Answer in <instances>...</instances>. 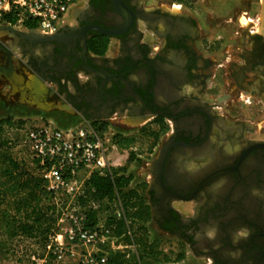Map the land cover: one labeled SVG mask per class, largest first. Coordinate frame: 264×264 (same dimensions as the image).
<instances>
[{"label":"flooded vegetation","instance_id":"1","mask_svg":"<svg viewBox=\"0 0 264 264\" xmlns=\"http://www.w3.org/2000/svg\"><path fill=\"white\" fill-rule=\"evenodd\" d=\"M203 1L83 0L52 40L0 29V91L24 106L31 80L52 119L152 128L166 149L144 190L157 229L196 264H264V0H238L260 28L229 31Z\"/></svg>","mask_w":264,"mask_h":264},{"label":"rangeland","instance_id":"2","mask_svg":"<svg viewBox=\"0 0 264 264\" xmlns=\"http://www.w3.org/2000/svg\"><path fill=\"white\" fill-rule=\"evenodd\" d=\"M199 6L205 13L204 18L209 22V27L223 31H229L231 29H243V24L247 25L250 23V19L245 18L247 15L242 13V11H245V7L243 4H240L238 0H204L203 2L199 3ZM237 15H240V22H237L236 20ZM254 15L259 16L261 20L257 22L254 18ZM254 15L252 16L249 14L251 17V22H253L250 23V25L260 28L263 21L262 12L260 14ZM6 87H2V90L0 91V117L10 116L14 121L12 125L5 127L9 128L7 132L9 136L17 138L12 146V153L17 159L25 160L27 164H29V151L27 147L20 141V136L25 130L34 125H40L43 123H50L54 126L64 129L65 127H72L81 122H89L82 119L73 122H71L69 119H59L53 123L47 114H44L40 111L41 107L46 108V106H43L37 102L35 103L34 101H24V99H22L20 100V103L27 102L29 106H34L36 109H38L24 112V107L12 106L14 102L10 96L14 94L16 88H12L14 91L9 92L5 90ZM3 98L8 103L6 104L7 106L3 105ZM57 107L64 109L59 105H57ZM89 124L94 127L98 134H108V137L111 138V141L115 146H117L113 140V136L115 134L134 136L136 142L131 146L132 149L120 148L117 146L119 152L115 156L118 158L116 160V166L111 167V171L113 169L123 168L126 174H130L132 176L130 187H133L136 190L144 193L146 181H148L151 177L149 171L151 161L156 156L159 144L158 138L152 137V128H148L147 126L131 128L126 125L119 124L116 121L113 123H96V125L89 122ZM166 129L167 128H160L158 130L156 129L157 131L155 132H157L159 136L162 135ZM131 152H134L135 155L131 161H128V157ZM53 200L59 207L60 213L58 214L55 223L57 230L53 233L47 234V242L49 241V237H53L58 234L65 238L67 236V229L69 227L71 216L74 217L78 213H81L79 212V205L76 203L77 209H72L74 205L69 197L56 196ZM178 204L179 203H176L175 205L178 206ZM91 208V211L95 212L96 220L95 225L89 228L101 229L107 227L105 224V211L103 210L102 206H100L98 203H93ZM87 210L89 209L87 208ZM87 212H85V214H87ZM81 214L86 218L84 213ZM146 226L147 230L143 232L144 238L148 242L154 241L158 250L162 251V255L158 256L159 261H154L150 258L151 264H184L181 261L182 259H186V257H188L187 262L193 260V256L188 250L186 244L178 237L169 236L166 233L161 232L159 229H157L153 220H150ZM132 231L133 229H129V232L132 233ZM129 232L127 233L129 238H125V235L121 237L111 235V237L108 238L106 242L98 243L94 245V247L75 242L73 249L76 252V255L73 257H64L61 264H80L79 259L81 255L88 251H90L95 257L102 258L104 260H106L109 252L117 251L129 255L131 252L136 251L134 237ZM64 238L59 236L58 240L66 243ZM38 254H43L44 260L41 261L32 258V256L35 257ZM49 254L52 255L51 251H49L46 246L41 248L39 243L36 242V239L26 238L23 236L9 237L6 231L3 228H0V264H46V260H50V257H48L50 256ZM181 255L183 256L182 258H180ZM47 264H52V261L50 260V263L47 262Z\"/></svg>","mask_w":264,"mask_h":264},{"label":"trees","instance_id":"3","mask_svg":"<svg viewBox=\"0 0 264 264\" xmlns=\"http://www.w3.org/2000/svg\"><path fill=\"white\" fill-rule=\"evenodd\" d=\"M27 28H33L32 22L25 21ZM10 116L0 117V228L9 237L23 236L36 239L41 248L47 244V234L57 230L55 223L60 213L54 202L55 194L46 188L44 179L35 174L33 168L23 159H17L12 146L17 140L8 135L6 126L13 124ZM96 125V123H93ZM114 142L120 148H129L136 139L133 135L115 134ZM131 152L128 161L134 158ZM132 176L124 169L110 172L92 171L84 182L83 193L75 198L79 212H87L84 224L95 225V212L90 203H98L105 211V224L111 235L129 238V229L136 243V251L126 255L122 252H109L105 264H151L150 258L159 261L154 241L148 242L143 235L146 224L152 219L151 207L144 193L130 187ZM87 208L89 210H87ZM119 212V215L117 214ZM52 261V255L49 254ZM183 256L181 255L180 258ZM44 258L43 254L35 256ZM48 259V258H47ZM50 260H46L50 263Z\"/></svg>","mask_w":264,"mask_h":264},{"label":"built area","instance_id":"4","mask_svg":"<svg viewBox=\"0 0 264 264\" xmlns=\"http://www.w3.org/2000/svg\"><path fill=\"white\" fill-rule=\"evenodd\" d=\"M83 0H0V26H20L41 32L55 33L69 11ZM25 21L35 26L27 28ZM20 141L29 151L28 163L41 176L46 188L56 196L69 197L76 210L75 198L83 193L84 182L92 171L110 172L116 166L119 152L108 134H98L89 122L61 129L50 123L34 125L23 132ZM128 149H132L129 147ZM89 206H93L90 203ZM119 215V212H117ZM85 216L78 213L70 219L67 236L49 237L46 248L53 255L52 264H61L66 256L76 255L75 242L94 247L111 237L110 228L90 229ZM61 236L66 243L58 240ZM33 259H36L32 256ZM38 260H44L38 259ZM80 264H105L90 251L81 255Z\"/></svg>","mask_w":264,"mask_h":264},{"label":"crops","instance_id":"5","mask_svg":"<svg viewBox=\"0 0 264 264\" xmlns=\"http://www.w3.org/2000/svg\"><path fill=\"white\" fill-rule=\"evenodd\" d=\"M111 46L113 47L114 46V43L112 42L111 43ZM12 73H15V74H12ZM11 74V76L10 77H12V80H14L15 82H18V83H21V84H23L24 83V81L22 80V78L16 73V72H12ZM26 86H28L26 89H28V90H26V94H25V98H23L24 99V101H30V100H32V96H35V95H37V102L39 103V104H43V103H40L41 101H43L42 99H43V96H42V92H40V91H38V84H37V82L36 83H33V81H32V83H31V80L29 81V82H27V84H26ZM22 99V98H21ZM40 101V102H39ZM22 105H24V106H22V107H24V112H28V111H30L31 109L29 108L30 106H29V104L27 103V102H22ZM53 106V105H52ZM54 107V106H53ZM62 107H64V108H66V109H68L69 107L68 106H66V105H62ZM50 107H47L46 106V108H44V107H41L40 108V110L41 111H43V112H45V111H47L48 109H49ZM57 108V107H56ZM50 120H52V122L54 123L57 119H52V118H50ZM56 125V124H55ZM65 128H67V127H65ZM188 259V257H186V261H188L187 260ZM187 264H196V262L195 261H193V260H191V261H189V262H187Z\"/></svg>","mask_w":264,"mask_h":264},{"label":"water","instance_id":"6","mask_svg":"<svg viewBox=\"0 0 264 264\" xmlns=\"http://www.w3.org/2000/svg\"><path fill=\"white\" fill-rule=\"evenodd\" d=\"M0 29H6V30L12 31V32H14V33L20 34V35L23 34V33H22L23 31L16 30V29H14V28L7 27V26H0ZM30 31L34 32V30H30ZM47 38H48L49 40H52V39H53V36H51V35H50V36L47 35ZM8 70H12V68L9 67ZM32 97H33V98H32V100H30V101H34V102L36 103V102H37V95L32 96ZM37 103H38V102H37ZM165 150H166V149H164L163 147L160 148V151H159L158 155H157L156 157H154L153 160H152V163H153L154 165H156V166H157V165H158V166L161 165V159H162L163 154L165 153ZM154 182H157V183L163 188L159 176H157V179H156ZM152 183H153V182H152ZM150 185H151V184H150ZM150 188H151V186H150ZM168 192H169V191H168Z\"/></svg>","mask_w":264,"mask_h":264}]
</instances>
